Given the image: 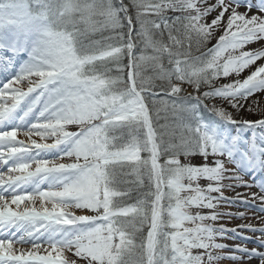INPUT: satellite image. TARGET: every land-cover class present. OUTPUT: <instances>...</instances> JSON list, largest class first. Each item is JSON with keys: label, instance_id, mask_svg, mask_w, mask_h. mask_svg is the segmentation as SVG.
Wrapping results in <instances>:
<instances>
[{"label": "snow or ice", "instance_id": "obj_1", "mask_svg": "<svg viewBox=\"0 0 264 264\" xmlns=\"http://www.w3.org/2000/svg\"><path fill=\"white\" fill-rule=\"evenodd\" d=\"M0 169V264H264V0H0Z\"/></svg>", "mask_w": 264, "mask_h": 264}, {"label": "rangeland", "instance_id": "obj_2", "mask_svg": "<svg viewBox=\"0 0 264 264\" xmlns=\"http://www.w3.org/2000/svg\"><path fill=\"white\" fill-rule=\"evenodd\" d=\"M257 47H259V44H252V45L246 46L245 50H251V49H254V48H257ZM258 63H259V62H258ZM247 74H248V72L245 71V73H243L242 76H246ZM258 115H259V114H258ZM72 130H76V129L73 128ZM19 138L25 140L26 142H29V141H28V138L23 137L22 135H20ZM33 138H34V139H37V140L40 139L39 137H33ZM47 142H48V143H51V142H53V140H52V139H49ZM192 160H193L192 162L195 163V164L199 163L198 158H197V159H192ZM62 162H70V161H62ZM2 170H5V169H2ZM236 191H237V192H240V193H247V192H249V191H253V189L249 190V189H245V188L241 187V188H237ZM254 191H256V189H254ZM225 194L228 195V196H234V195H236V193L233 192V191H231V190L227 191ZM13 207H15V206H13ZM223 209L226 210V211H231V212L245 211V209H244L242 206H233V207H227V206H225V207H223ZM253 210H254V209H249V215H251V212H252ZM221 222H222L226 227H228V228H233V227H236L237 225H239V224H241V223H244L245 221H241V220H239V219H229V218L225 217V218H223V219L221 220ZM247 234H248V235H251V233H247ZM221 241H222L223 243H228V244H232V243H234L232 240H221ZM237 242H238V241H237ZM251 243H254V242H250L249 247L254 246V245L251 244ZM17 247H20V246H17ZM24 247L27 248L28 246H24ZM224 264H227V262H224Z\"/></svg>", "mask_w": 264, "mask_h": 264}, {"label": "trees", "instance_id": "obj_3", "mask_svg": "<svg viewBox=\"0 0 264 264\" xmlns=\"http://www.w3.org/2000/svg\"><path fill=\"white\" fill-rule=\"evenodd\" d=\"M257 115H246L245 118H256ZM183 157H181V160H182ZM184 159V158H183Z\"/></svg>", "mask_w": 264, "mask_h": 264}]
</instances>
